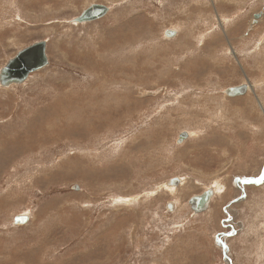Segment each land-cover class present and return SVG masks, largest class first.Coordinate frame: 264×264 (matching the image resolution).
Returning <instances> with one entry per match:
<instances>
[{
    "label": "rangeland",
    "instance_id": "374dc122",
    "mask_svg": "<svg viewBox=\"0 0 264 264\" xmlns=\"http://www.w3.org/2000/svg\"><path fill=\"white\" fill-rule=\"evenodd\" d=\"M93 4L108 13L71 23ZM257 13L264 0H0V70L39 41L48 58L0 87V264H264Z\"/></svg>",
    "mask_w": 264,
    "mask_h": 264
},
{
    "label": "water",
    "instance_id": "95a60500",
    "mask_svg": "<svg viewBox=\"0 0 264 264\" xmlns=\"http://www.w3.org/2000/svg\"><path fill=\"white\" fill-rule=\"evenodd\" d=\"M108 13V7L99 4L90 5L78 17L74 18L71 23L82 24L93 22L101 19ZM261 16V13L253 15V23H256ZM166 38H173L176 36L175 30H167L164 32ZM48 65V58L46 55V42H36L17 53V55L9 60L7 64L0 70V87L10 88L13 85L23 84L31 73L42 70ZM248 85H240L230 87L225 90L228 97L241 96L246 93ZM188 138L187 132H182L178 135L177 143L180 144ZM262 178V177H261ZM260 182L258 179H247L248 183ZM179 183L177 178L172 179L168 185L175 186ZM212 190L203 192L200 195H195L188 201V205L193 213H202L207 210L208 203L212 197ZM167 208L170 211L173 208L171 202L167 203ZM29 217L26 215H18L14 217L13 223L16 225H24L28 222Z\"/></svg>",
    "mask_w": 264,
    "mask_h": 264
},
{
    "label": "bare ground",
    "instance_id": "6f19581e",
    "mask_svg": "<svg viewBox=\"0 0 264 264\" xmlns=\"http://www.w3.org/2000/svg\"><path fill=\"white\" fill-rule=\"evenodd\" d=\"M261 12H262V11H261ZM263 15H264V14L261 13V17L258 19V21H259L258 24L261 23L262 18H263ZM252 18H253V17H252ZM252 18H251V19H252ZM219 21H221V20H219ZM252 21H253V19H252ZM256 21H257V20H256ZM221 22H222V21H221ZM250 23H251V22H250ZM252 23H253V22H252ZM252 23H251V24H252ZM178 27H179V26H178ZM253 29H254V27H253ZM234 55H236V54L234 53ZM249 87H250V85H249ZM252 87H253V86H252ZM253 89H254V87H253ZM178 180H179V183L177 184V185H178L177 187H179V186L181 185V180H180L179 178H178ZM167 185H168V183H167ZM168 186H169V187H172L171 185H168ZM175 186H176V185H175ZM169 187H168V188H169ZM208 190H212V188H208V189H206V190L203 191V192H206V191H208ZM203 192H202V193H203ZM212 197H213V196H212ZM212 197H211V199H212ZM211 199H210V201H211ZM210 201H209V203H210ZM209 203H208V205H209ZM25 215H26V214H25ZM17 216H18V215H17ZM26 216L29 217V215H26ZM15 217H16V216H15ZM13 219H14V218H13ZM15 225H16V224H15Z\"/></svg>",
    "mask_w": 264,
    "mask_h": 264
},
{
    "label": "crops",
    "instance_id": "0c3cea01",
    "mask_svg": "<svg viewBox=\"0 0 264 264\" xmlns=\"http://www.w3.org/2000/svg\"><path fill=\"white\" fill-rule=\"evenodd\" d=\"M261 17V16H260ZM257 22H258V20H257ZM172 203V205H173V208H174V203L173 202H171Z\"/></svg>",
    "mask_w": 264,
    "mask_h": 264
}]
</instances>
